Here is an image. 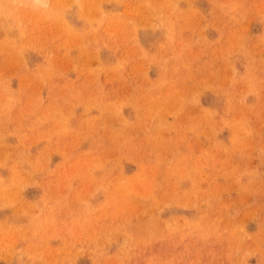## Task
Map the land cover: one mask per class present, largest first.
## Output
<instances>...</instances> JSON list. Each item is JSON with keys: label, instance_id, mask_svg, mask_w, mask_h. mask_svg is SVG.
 I'll return each instance as SVG.
<instances>
[{"label": "rangeland", "instance_id": "obj_1", "mask_svg": "<svg viewBox=\"0 0 264 264\" xmlns=\"http://www.w3.org/2000/svg\"><path fill=\"white\" fill-rule=\"evenodd\" d=\"M0 264H264V0H0Z\"/></svg>", "mask_w": 264, "mask_h": 264}, {"label": "clouds", "instance_id": "obj_2", "mask_svg": "<svg viewBox=\"0 0 264 264\" xmlns=\"http://www.w3.org/2000/svg\"><path fill=\"white\" fill-rule=\"evenodd\" d=\"M24 0H17V4L19 6H23ZM31 7L34 9H48L49 8V0H28Z\"/></svg>", "mask_w": 264, "mask_h": 264}]
</instances>
